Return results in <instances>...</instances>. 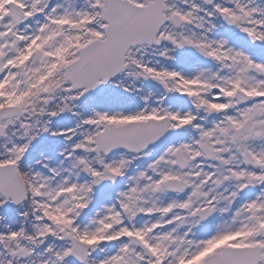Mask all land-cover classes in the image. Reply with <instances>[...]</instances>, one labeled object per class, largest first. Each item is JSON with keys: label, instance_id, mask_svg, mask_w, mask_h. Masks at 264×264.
<instances>
[{"label": "snow or ice", "instance_id": "obj_1", "mask_svg": "<svg viewBox=\"0 0 264 264\" xmlns=\"http://www.w3.org/2000/svg\"><path fill=\"white\" fill-rule=\"evenodd\" d=\"M0 264H264V0H0Z\"/></svg>", "mask_w": 264, "mask_h": 264}]
</instances>
